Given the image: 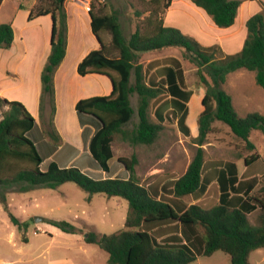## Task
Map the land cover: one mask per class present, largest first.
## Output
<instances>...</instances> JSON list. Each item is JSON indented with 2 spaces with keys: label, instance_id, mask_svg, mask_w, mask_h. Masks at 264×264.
Listing matches in <instances>:
<instances>
[{
  "label": "trees",
  "instance_id": "trees-1",
  "mask_svg": "<svg viewBox=\"0 0 264 264\" xmlns=\"http://www.w3.org/2000/svg\"><path fill=\"white\" fill-rule=\"evenodd\" d=\"M66 0H48L44 7L28 8L23 2L20 9L28 10L27 20L50 15V51L40 73L39 113L45 100L50 106V120L55 114L54 74L63 61L67 48ZM141 6H152L148 15L133 6V29L125 33L119 12L107 3L96 6L91 0L88 9L90 29L99 47L90 50L77 64L80 76L100 74L109 77L112 90L106 95H91L77 100L74 110L82 129V139L89 153L86 166L103 173L91 177L76 166H59L50 161L46 169L42 162L59 147L60 136L55 129L46 131L47 140L39 142V123L18 100L0 97V202L10 221L17 228L26 226L7 205L8 191H28L35 187L56 188L65 182L75 183L85 191L87 201L95 193L108 197L120 196L127 200L128 211L124 227L113 234L97 236L89 232L87 243H94L107 253L108 264H188L199 256H209L221 250L229 257L230 264H250L249 254L264 247V183L253 193L258 178L241 177L234 161H212L209 178L203 177L206 141L218 121L226 125L231 134L251 150L255 145L249 140L250 133L258 130L264 135V115L253 111L239 116L232 96L222 85L227 76L240 69L254 72L257 85L264 88V7L252 14L245 23L246 36L241 49L233 54L218 56L219 46H204L179 28L164 23V11L173 0H139ZM202 9L219 28L234 25L239 0H190ZM3 0H0V4ZM103 33L110 35L105 43ZM14 41L10 22L0 23V49H9ZM178 47L182 56L195 66L198 83L204 88L202 110L197 115L198 146L185 171L167 181L142 185L135 173L137 156L118 157L117 163L125 176L111 177L113 158L112 141L118 135L131 145H151L161 130L165 116L155 110L157 122L150 118L152 100L165 95L163 105L176 117L179 130L189 135L186 124L189 99L193 90L185 80L181 61L175 56L164 57L157 72L159 80H147L141 55ZM137 95L136 109L131 96ZM6 107L5 110L3 108ZM136 114L137 121L131 128L125 126ZM38 134V136H37ZM260 158L255 152L244 158L250 166ZM211 183L218 201L213 205L186 201L187 196H197ZM260 210L255 224H249L248 214ZM64 231L75 232L65 220L50 221ZM156 234V235H155ZM160 238V239H159Z\"/></svg>",
  "mask_w": 264,
  "mask_h": 264
},
{
  "label": "rangeland",
  "instance_id": "rangeland-1",
  "mask_svg": "<svg viewBox=\"0 0 264 264\" xmlns=\"http://www.w3.org/2000/svg\"><path fill=\"white\" fill-rule=\"evenodd\" d=\"M47 1L3 0L0 4V23L11 22L15 18L16 31L23 38L22 40H25L23 43L16 40L15 47L20 49L26 43L31 48L29 52H32L34 57H37V52H41L39 44L43 42L45 30L40 29L37 24H32L30 21L26 23V18L22 13L17 12V9L20 2L26 3L28 8L36 9L45 7ZM75 1L84 5L87 3L88 6L91 2V0H66L64 5H69ZM93 1L96 6L107 3L117 9L125 33H129L133 29V9H130L128 0ZM239 1L240 6L234 25L229 28L215 26L210 17L190 0H174L164 11V19L167 16L164 23L179 28L183 33L194 37L204 46L218 45L220 48L218 56L233 54L242 47L246 36V20L264 7V0ZM131 3L143 10L139 20L153 9L152 6H141L139 0H131ZM85 15H87V19L82 18V27L79 25L80 33L77 29L75 30V25L72 27L68 56L66 62L62 63V70H65L69 76L71 73H75L74 64L82 50L85 52L99 47V43L90 29L89 14L86 13ZM70 18L72 19L71 22H75L73 16ZM103 40L108 43L110 35L103 33ZM169 56H175L181 61L187 86L193 90V94L187 103L186 124L189 127V135H184L179 130L176 117L170 109L163 105L167 96H159L152 100L149 107L150 118L153 121L157 122L156 109H161L165 116L164 127L157 140L151 145H131L115 135L112 141L113 158L109 162L110 171L104 175L125 176L123 169L117 163V158H130L134 154L138 160L135 165V173L139 182L142 185L161 184L171 176H180L192 159L198 146L194 143L193 138L198 133L196 121L198 113L202 110L201 99L204 94V88L198 83L195 74V66L183 58L182 50L178 47L159 52H145L141 55L140 61L143 63L146 79L158 81L160 75L157 69L160 64L164 63L162 59ZM95 83L92 79L87 78L72 81L70 77L63 85L62 78L58 79L60 112L69 117L66 118V121L59 123L63 125L62 130L64 132L60 137L59 145H63L53 159L62 166L70 162L72 166L80 168L85 174L91 177H100L103 176V173H97L86 166V159L88 160L89 157L88 151L86 154H82L80 145H78L79 150L72 145L76 144V139L78 141L80 139L78 126H76L78 120L74 111L75 103L81 98L93 95L91 94L93 92H101ZM222 87L232 96L233 105L239 116H244L253 111L264 115V88L256 84L254 72L245 69L232 72L227 76ZM78 96L82 97L77 99ZM73 100L76 101L74 104H72ZM131 104L136 109V94L131 96ZM45 107L47 112L45 111L44 118L40 121L42 127L39 124L37 129L39 131L37 140L39 138L41 144L48 139L46 131L55 129L54 124L49 123L50 106L47 100H45ZM5 109L6 107L3 108V110ZM38 112L37 110L36 114ZM136 121L137 117L134 114L125 127H133ZM249 140L255 145L254 150L247 148L243 141L234 137L226 125L215 121L213 129L201 145L205 160L202 171L203 177L209 178L213 183L209 175L212 161H234L241 177L256 176L258 178V184L253 190V193H257L264 183V135L258 130H253ZM84 150H86V145H84ZM255 152L260 155V158L252 165L246 166L244 158ZM49 160L45 159L42 162L41 169H46ZM210 186L211 183L196 197L187 196L185 200L205 205L215 204L218 198ZM2 193L3 189L0 188V195ZM5 196L9 210L20 221H26L27 224L21 228L12 224L3 204L0 202V264H108L107 253L98 245L87 243L84 238L89 232L102 236L119 231L124 227L128 211L127 200L123 197H108L103 193H95L91 200L87 201L88 194L72 182L62 183L54 189L35 187L24 192L8 191ZM259 213L260 210L256 209L248 214L249 224H255ZM36 217L41 220L36 221ZM61 220L72 224L75 232L64 231L50 223V221ZM248 259L250 264H264V247L253 250ZM188 264H230V261L226 253L217 250L209 256H199L196 261Z\"/></svg>",
  "mask_w": 264,
  "mask_h": 264
},
{
  "label": "crops",
  "instance_id": "crops-1",
  "mask_svg": "<svg viewBox=\"0 0 264 264\" xmlns=\"http://www.w3.org/2000/svg\"><path fill=\"white\" fill-rule=\"evenodd\" d=\"M85 7L86 6L84 4L77 2V1L69 3V5L65 4V9H66V14H67V25H68L67 48H66L65 57L63 61L61 62V64L56 69L55 74H54L56 110H55V114L53 118V124H54L56 132L59 134L60 137L63 135L64 132L62 130L63 125L59 123L66 121V118L69 116L68 115L64 116L60 112L59 99H58V79L60 80V78H62L63 85H65V82L68 81L70 77L72 81L78 80L79 78L92 79L93 81L96 82L95 84L99 87L101 91V92L91 93L93 95H106V94H109L112 90L111 81L109 77L106 75L92 74V75L80 76L76 71H74L75 73H71L69 76V74L65 70H62V66H63L62 63L66 62V59L68 56V50L71 44L72 27H74L73 25H75V30L77 29L78 32L80 33L79 25H81V19L82 18L87 19V15L85 14L86 13L88 14V10ZM17 12L22 13L24 18H26V23H28L27 15L29 11L25 9H20L18 7ZM70 15L73 16V18L75 19L74 20L75 22H71L72 19L70 18L71 17ZM14 19H12L10 22L13 28V32H14L13 44L9 49H3V48L0 49V97L7 98L9 100H18L22 102L26 106L28 111L35 117L36 121L42 127L40 121L44 118L43 116L45 114V111L47 112V108L44 107L41 118L40 116H38L39 112L36 114V111L37 110L39 111V96H40V87H41L40 73L46 62L49 51H50V31H51V26H52V19L50 15H42V16H38L30 20V23L37 24L40 29L45 30V35L42 39L43 42L39 44L41 52L40 53L37 52V57H34L33 53L29 52V49L31 48H29L26 43L25 45L21 44L23 47L20 49H17V47H15L16 40H20L22 43L25 42V40L23 41L22 40L23 38L20 37V35L16 31ZM164 20H167V16ZM48 31H49V34H48ZM166 50H169V49H166ZM89 51H85V52L83 50L81 51V53L78 55L76 62L74 64L75 69H76L77 63ZM80 97L82 96H78L77 99H79ZM74 102L76 101L73 100L72 104H74ZM76 126H78L77 130L80 133V139L79 141L76 139V144H72V145L76 146L77 150H79L78 145H80L82 148V152H84L85 144H84V141L81 135L82 129L79 126V124H76ZM62 145L61 146L59 145L57 150L50 157L46 158V160L50 159L49 162L52 160L55 161L53 158L57 154V152L60 150ZM55 162L59 166H62L57 161ZM68 165H72V164L69 162L68 164L63 165L62 167L68 166Z\"/></svg>",
  "mask_w": 264,
  "mask_h": 264
},
{
  "label": "built area",
  "instance_id": "built-area-1",
  "mask_svg": "<svg viewBox=\"0 0 264 264\" xmlns=\"http://www.w3.org/2000/svg\"><path fill=\"white\" fill-rule=\"evenodd\" d=\"M85 6H86L85 8L88 10V9H89V6H88V4H87V3L85 4Z\"/></svg>",
  "mask_w": 264,
  "mask_h": 264
},
{
  "label": "water",
  "instance_id": "water-1",
  "mask_svg": "<svg viewBox=\"0 0 264 264\" xmlns=\"http://www.w3.org/2000/svg\"><path fill=\"white\" fill-rule=\"evenodd\" d=\"M35 220H36V221H39V220H41V219H38V218L36 217Z\"/></svg>",
  "mask_w": 264,
  "mask_h": 264
}]
</instances>
